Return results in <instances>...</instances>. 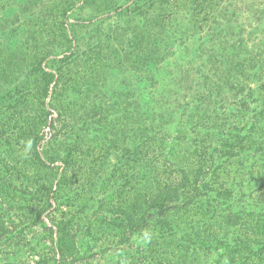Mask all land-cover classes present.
<instances>
[{"label":"trees","instance_id":"1","mask_svg":"<svg viewBox=\"0 0 264 264\" xmlns=\"http://www.w3.org/2000/svg\"><path fill=\"white\" fill-rule=\"evenodd\" d=\"M69 5L63 1L56 5L60 13L56 19L57 39L52 37L40 43L34 36L30 37L32 40L25 38L20 44H14L0 26V201H9L0 211V244L11 246V240L29 228L27 210L34 211L37 207L33 220L43 223L41 214L51 206L49 198L53 187L56 188L55 210L66 205L70 211L79 205L85 211L91 200L82 199L83 193L73 198L64 190L75 185L76 191L77 188L80 192L93 189L95 195H109L115 190L121 204L116 205L110 217L94 211L82 229L74 225L72 213L58 210L60 213L51 219L50 226L43 223L44 237L32 244L38 255L33 264H264V212L261 208L264 190L257 192L264 182V170L259 172L253 163L245 161L259 152L264 155L261 144L244 147L242 139L245 137L240 132L228 131L211 146L205 133L206 141L193 144L185 156L174 159L175 147L183 137L166 143L164 137L159 136L162 131H155V125L150 122L139 120L141 123H137L138 127H134L126 139L123 131L117 129L120 139L114 141L102 136L101 121H95L89 131L75 128L79 108L68 110L66 98L79 94L94 97L97 102L100 99L97 95L102 92V74L113 66L97 63L106 57L101 49L84 47L78 51L77 46L72 49L65 27ZM5 7L6 0H0V9ZM121 7L122 3H106L101 14ZM12 12L9 8L5 14ZM162 28H165L163 24L158 30H147L135 36L133 40L140 47L128 57H137L138 63L151 69L164 57L172 55L175 42L183 34L174 33L171 37ZM200 50L208 52V63L210 58L219 61L221 65L217 62L214 67L225 66L228 75L233 77L231 80L234 79L233 85L248 80V63L254 62V67L260 62L259 56L249 55L245 49L239 51L245 55V64L234 63L231 69L228 59L235 55L232 48L218 45ZM76 57H80L82 66L72 76L67 67ZM26 58H29L28 64L21 63ZM45 60L49 61L48 70L42 66ZM52 82L55 102L52 106L56 104L59 117L69 121L68 126L62 123L56 127V133L46 141L44 146L50 153L46 151L42 159L38 155L42 128L51 129L54 125L48 113L40 109L43 103L40 97L46 96ZM32 86L39 97L27 94ZM33 100L39 101L35 113H31L29 107ZM253 102L263 104L264 94L256 95ZM244 106L242 101L236 110ZM97 109L98 103L95 111L81 113L79 118L84 119L81 126L84 121L98 118ZM261 110L263 107L258 113ZM141 114L143 111H135L134 116ZM147 118L154 120L151 112ZM147 125L149 128L145 129ZM162 126L163 122L158 129ZM74 129L79 132L72 131ZM111 157L113 163L107 161ZM233 157L239 159L234 161L236 168L230 170ZM56 160L63 166L58 177L54 174L55 167L50 165ZM21 162L31 165L32 177ZM43 168L47 172L39 177L38 171ZM170 168L173 172H169ZM243 168L246 175L257 170L259 178H254L262 182L254 187L250 184L251 175L245 186L244 174L239 175L241 171H238ZM69 172H73L72 175ZM18 178L22 180L21 187L13 184ZM30 184L32 189H28ZM12 191L18 194L17 198L10 195ZM254 196H257L255 200ZM76 198L77 203L72 202ZM249 198L253 201L237 203ZM13 210L22 213L17 216ZM8 254L4 253L0 264H18L13 257L8 259Z\"/></svg>","mask_w":264,"mask_h":264},{"label":"rangeland","instance_id":"2","mask_svg":"<svg viewBox=\"0 0 264 264\" xmlns=\"http://www.w3.org/2000/svg\"><path fill=\"white\" fill-rule=\"evenodd\" d=\"M60 1L70 4L66 12L65 27L72 49L75 46L78 51L84 47L101 49L106 57L98 60L97 63L101 66H113L102 74V92L97 95L100 96L97 102L94 101V97L79 94L74 98L71 95L66 98L68 110L79 108L75 115L78 119L75 128L89 131L95 121L97 123L101 121L104 132L102 136L106 137V140L114 141L120 139L117 129L123 131L126 139L127 134L134 127H138L137 123H141L138 122L139 120L150 122L155 125V131H162L159 136H163L166 143L172 139L176 141L175 138L178 136L183 137L180 144L175 147L174 159L185 156L193 144L206 141V136L209 145H215L222 133L228 131L240 132L245 137L242 139L244 147L261 144L259 147L264 149V103L253 102L256 95L264 94V0H134V2L133 0L129 2L125 0H6L5 9H0L2 31L9 35L10 41L14 44H20L25 38L32 40L30 37L34 36L40 43L46 42L45 39L55 38L56 19L60 16L56 5ZM106 3H122V7L101 14ZM9 8L13 12L6 15L5 11ZM162 24L165 26L162 30L167 31L171 37L174 33L183 34L175 42L172 55L164 57L162 62L155 64L151 69L144 67L145 64L138 63L137 57H128L131 51H137L140 47L136 46L133 40L135 36L147 30H158ZM53 43H56L55 40ZM218 45L232 48V55H235L231 58L228 56L231 69H234V63L246 62L245 55L239 51L246 49L249 55L259 56L260 62L257 66H252L254 62L248 63L249 67L245 66L248 80L241 84L238 81L233 85L234 79L231 80L233 77L228 75L225 66L214 67L213 65L217 66L215 63L219 64L214 58H210L209 63L207 62L208 52L205 54L200 49L209 47L213 49ZM128 59H132L133 62ZM28 61L29 58H26L21 63L28 64ZM204 61L207 62L206 65ZM48 62L45 60V63H42L46 70H48L46 67ZM81 66L80 57H76L67 69L74 76L81 70ZM226 76L229 77L228 80ZM226 81L228 82L225 83ZM53 84L54 82L49 85L46 96L40 97L43 100L40 109L48 113L47 117L51 121L53 119L54 125L51 129L42 128L43 139L38 147V155L42 159L46 151L50 153L48 147L44 146L46 141L54 132L56 133V127H60L62 123L68 126L69 121L59 117L56 113L59 111L56 104L55 107L52 106L55 103L52 95ZM27 94L35 95V98L39 97L33 86L32 91ZM100 100L102 101L99 102ZM242 101L245 104L244 108L236 110V106ZM97 103L98 118L84 121L81 126V121L84 120L79 118L81 113L84 110L88 113L95 111ZM38 106L39 101L33 100L29 106L31 113L36 112ZM261 107L263 110L258 113ZM135 111H143L144 114L136 117ZM150 112L154 120L147 118ZM162 122L163 126L159 130L158 126ZM145 127H147L145 129L149 128L148 125ZM72 131L79 132L77 129ZM238 159L230 158V170L236 168L234 161ZM7 160L11 163L9 159ZM214 160L218 161L216 157ZM107 161L113 163L112 157ZM245 161L247 164L253 163L255 168L258 167L259 172L264 170L262 152L255 157L245 158ZM50 165L55 167L54 174L56 173L58 177L63 168L61 162L56 160ZM23 166L29 177H32L31 165L23 164ZM238 171H241L239 175L244 174L245 186L248 176L251 175L253 180H250V184L254 187L262 182L255 179L259 178V173L256 174L257 170L249 175H246L245 168ZM46 172L47 169H39V177L44 176ZM169 172H173V169L170 168ZM69 173L72 175L73 172ZM237 180L239 181L238 178ZM21 181L20 178L14 179L13 184L21 187ZM24 183L26 182L24 181L23 185ZM262 183L261 188L257 190L258 193L264 190V182ZM31 185H28V189H32ZM55 190L56 188L53 187L50 192L51 206L41 214L42 222L47 226L51 225L54 216L59 215L58 210L69 211L66 205L58 206L59 209L55 210L56 201L53 198ZM64 190L66 194L73 195V198L75 194L83 193L82 199L91 200L85 211L79 205L73 206L69 211L73 214L72 221L78 229L83 228L87 217L94 211L110 217L116 205L121 204L115 190L109 195L106 193L95 195L93 189L80 192L77 188L76 191L75 185H71L70 190L67 188ZM10 195L17 198L18 194L12 191ZM255 197L257 196L253 197L254 200ZM249 201L253 200L243 199L237 203H249ZM8 202V200L4 203L0 201V211L3 207H7ZM33 202L36 204L37 200L34 199ZM72 202L77 203V198ZM262 203L261 208L264 212V202ZM37 210V207L34 211L27 210L29 228L19 232V235L11 240V246L0 244V262L6 252L10 255L8 259L12 260L13 257L18 264H33L38 259L32 244L37 238L44 237V231L43 223L33 220L34 212ZM13 213L19 216L22 211L13 210Z\"/></svg>","mask_w":264,"mask_h":264}]
</instances>
